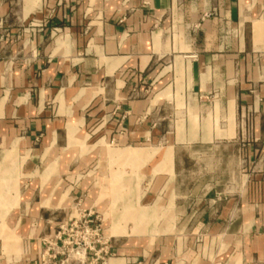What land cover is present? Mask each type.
<instances>
[{
    "label": "crops",
    "instance_id": "crops-1",
    "mask_svg": "<svg viewBox=\"0 0 264 264\" xmlns=\"http://www.w3.org/2000/svg\"><path fill=\"white\" fill-rule=\"evenodd\" d=\"M76 202L108 264H264V0H0V264Z\"/></svg>",
    "mask_w": 264,
    "mask_h": 264
},
{
    "label": "built area",
    "instance_id": "built-area-1",
    "mask_svg": "<svg viewBox=\"0 0 264 264\" xmlns=\"http://www.w3.org/2000/svg\"><path fill=\"white\" fill-rule=\"evenodd\" d=\"M70 211L67 220L40 238L38 258L31 264H108L111 243L101 214L79 202Z\"/></svg>",
    "mask_w": 264,
    "mask_h": 264
}]
</instances>
